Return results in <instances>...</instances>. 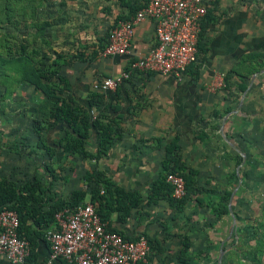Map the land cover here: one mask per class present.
Wrapping results in <instances>:
<instances>
[{
	"label": "crops",
	"instance_id": "crops-1",
	"mask_svg": "<svg viewBox=\"0 0 264 264\" xmlns=\"http://www.w3.org/2000/svg\"><path fill=\"white\" fill-rule=\"evenodd\" d=\"M144 1L105 0L104 15L99 11L101 0H58L55 16L59 15L58 24L66 28L57 34L68 41L74 38V44L66 43L65 48L59 50L66 51L70 45L89 53H80L81 59L77 56L66 59L57 68V74L70 86L67 94L71 98L86 104L95 82L127 68V57L102 53L104 36L115 19L125 18L130 6ZM205 3L208 10L197 41L196 61L181 75L133 72L114 90L99 92L98 110L101 109L107 119L115 117L112 125L116 137L103 157L89 160V167L79 171L84 175L86 170H98L126 193L137 194L139 202L127 215L121 210L110 211L103 204L100 209L106 213L109 229L127 238L143 234L152 240L148 264H228L227 249L236 243L237 237L236 205L240 206L241 201L240 194L238 197L236 194L240 182L237 174L240 164L237 166L236 161L239 156L242 161V143L256 145L254 141L262 126L264 108L259 101H264L261 89L264 68L240 78L230 72L234 66L243 64L240 61L244 54L264 51V18L258 15V0H205ZM96 23L99 24L97 29ZM152 29L150 20L134 26L131 40L134 57L144 55L153 44ZM89 36L92 39H87ZM244 63L250 64L248 60ZM217 76L222 77L223 85L211 88ZM239 85H244L242 91ZM56 128L61 126L50 130ZM170 142L173 146L167 151L165 147ZM55 144V158L51 161L61 158L78 160L81 164L87 161L76 155L64 156L57 142ZM84 148L91 153L96 151L92 131ZM167 157L178 160L183 174L193 171L192 188L178 212L170 196L146 202L151 184L161 174L162 162ZM64 170L61 166L62 178L56 176L52 182L51 190L59 196L84 187L82 178L66 176L69 173ZM32 176L42 184L49 179L45 173L38 177L33 172L23 181L14 172L1 174L0 178L20 185ZM224 193H229L227 199H221ZM83 201H89L88 197ZM221 203L226 204L227 212L217 214ZM93 207L96 209L95 204ZM25 226L31 232L40 231L30 221ZM183 236L190 241V247L186 262L180 263L177 256ZM232 236L233 244L228 246ZM35 240L32 254L35 262H42L48 245L41 236ZM0 264L10 263L0 257ZM52 264L63 263L57 259Z\"/></svg>",
	"mask_w": 264,
	"mask_h": 264
},
{
	"label": "trees",
	"instance_id": "trees-1",
	"mask_svg": "<svg viewBox=\"0 0 264 264\" xmlns=\"http://www.w3.org/2000/svg\"><path fill=\"white\" fill-rule=\"evenodd\" d=\"M44 1L0 0V30L6 27L17 29L19 26H23L24 28H35L33 36L41 33L47 23L36 17V8ZM142 4L130 6L128 16L123 19L117 18L113 23L128 19ZM105 37L106 34L104 41ZM30 43L31 41L28 39L18 42L12 33L0 31V86L3 88L1 97L9 95L20 83L33 86L34 90L41 92L44 96L42 102L39 103L38 110L41 119H34L32 126V132L36 136V147L43 149L47 157L50 158L53 155V150L52 147L41 141V130L46 132L60 125L63 129V136L57 141V144L64 156L76 155L84 160H99L107 153L113 138L116 137V129L112 125V122L114 124L116 121L115 117H108L107 119L106 116L102 115V110H98L101 94L97 91L93 90L88 94L86 104L79 103L71 98L67 94L70 89L69 84L62 76L57 74L59 63L56 59H52L49 63L42 61L34 49H27ZM77 58L81 59V57ZM261 58H264V51L244 54L240 61L243 64L234 66L230 72L240 78L246 76L244 74L245 69L253 67L256 71L264 68V60L262 61ZM245 60H248L250 64L246 65ZM239 87L241 91L244 89V85H239ZM262 88L264 89V87ZM93 109L97 110L94 115L90 112ZM41 122H44V125ZM90 131L94 133L96 141V151L94 153L88 152L84 148V142ZM173 142H170L165 150L168 151L173 146ZM248 148L250 147L246 148V145L243 147L245 154H249ZM59 168L61 170V166ZM44 169L49 179H46L43 184L35 176L20 185L15 184L10 179L0 178V207L12 209L16 212L19 223L17 231L19 236L28 241L29 255L27 260L30 262H35L32 249L36 237L41 236L44 239V231L53 223V214L57 210L63 207H73L77 203L83 202L87 196L89 202L96 205L97 213L105 220L106 213L101 211V204L105 205L110 211L121 210L124 215H127L130 208L136 206L139 202L136 193H126L123 188L117 187L112 181L103 177L102 172L98 170L85 171L82 177L84 180L83 188L73 189L65 196L56 195L51 188L57 175L49 165H45ZM168 171L180 174L184 180V196L176 201L172 200L178 212L182 207L186 194L192 188L193 171L189 170L187 174H183L182 166L178 164L176 158L167 157L163 160L162 172L151 184L146 202H153L160 196H170L171 187L164 180V175ZM99 187H101L102 193H100ZM228 195L229 193H224L221 199H227ZM112 205L114 206L111 207ZM43 206H46V208L43 209ZM222 211L227 212L226 204H220L217 214ZM235 218L237 217L235 216ZM28 221L37 225L40 231L31 232L25 226ZM146 239L150 250L152 240L148 237ZM233 241L232 236L228 246L232 245ZM189 247L190 241L183 236L177 256L180 263L186 262ZM62 263L65 264L63 261Z\"/></svg>",
	"mask_w": 264,
	"mask_h": 264
},
{
	"label": "built area",
	"instance_id": "built-area-1",
	"mask_svg": "<svg viewBox=\"0 0 264 264\" xmlns=\"http://www.w3.org/2000/svg\"><path fill=\"white\" fill-rule=\"evenodd\" d=\"M207 10L205 0L144 1L128 19L116 21L106 32L102 53L127 57V68L95 82L92 89L114 90L133 72L181 75L196 61L197 41ZM143 20L152 22L153 44L144 55L134 57L131 51L133 29ZM222 85V77L217 76L211 88ZM164 180L171 187L173 201L184 196V180L180 174L168 171ZM18 225L16 212L0 207V257L10 264H52L57 259L65 264H148L146 237L140 234L127 238L109 229L107 221L89 201L63 207L53 214V223L43 235L48 253L42 262L27 260L29 244L19 236Z\"/></svg>",
	"mask_w": 264,
	"mask_h": 264
},
{
	"label": "rangeland",
	"instance_id": "rangeland-1",
	"mask_svg": "<svg viewBox=\"0 0 264 264\" xmlns=\"http://www.w3.org/2000/svg\"><path fill=\"white\" fill-rule=\"evenodd\" d=\"M101 2L99 11L105 15L107 4H104L105 0H101ZM58 3V0H45L36 8V17L40 21H45L47 25L41 33L35 36H33L35 28H24L23 26H19L17 29L6 27L0 31L12 33L18 42L23 39L31 41L27 49H34L37 56H40L45 63L56 59L60 65L66 59L70 60L76 56L82 58V54L88 55L86 49L77 50L70 45L66 51L59 50L60 47L65 48L66 43L72 42L74 44V38L71 37V41H68L62 37L59 38L57 34H61L66 28L64 24H58L59 18L57 17L59 15L55 16ZM257 6L258 15L264 18V0H258ZM95 27L97 29L99 24L96 23ZM90 36L87 39H92ZM253 71L254 69L251 67L245 69L244 74L249 76ZM262 87L261 89L264 91ZM2 93L3 88L0 86V175L14 172L16 177L23 181L32 172L38 177H42L45 173V165H49L50 168L54 169L57 178L63 176L59 168L62 166L65 169L63 172L69 173L66 176L72 175V178L75 177L76 180L81 179L83 172L79 173V171H83L85 166L86 168L89 167V160L82 164L78 160H66L65 158L54 162V160L51 161L53 155L48 158L43 149L36 147L34 141L36 136L31 133V129L33 120L41 119L38 110L39 103L44 99L43 94L34 90L33 86L26 85V83L17 85L7 96L1 97ZM236 97L238 100L239 97ZM259 102L263 103L264 108V101ZM262 114V126L257 133L256 141H254L256 145L246 144V148L250 147L248 148L249 154H245L244 162L237 169L240 182L236 186L238 187L236 194H238L237 197L240 194L241 201L240 206L236 205L238 212V218L235 219V223L238 225L237 237L236 243L227 249L228 264H264V111ZM41 123L44 125V122ZM62 135V128H56L55 131L50 130L49 132L41 130V141L52 147L51 149L54 151V145ZM240 161L241 157L239 156L236 161L237 166ZM59 183L63 184V181L60 180ZM82 183L84 184V181ZM63 190L64 188H62Z\"/></svg>",
	"mask_w": 264,
	"mask_h": 264
},
{
	"label": "water",
	"instance_id": "water-1",
	"mask_svg": "<svg viewBox=\"0 0 264 264\" xmlns=\"http://www.w3.org/2000/svg\"><path fill=\"white\" fill-rule=\"evenodd\" d=\"M243 95H244V92H243L242 95H241V99H242ZM241 99H240V101H239V105H240ZM239 105H238V108H239ZM244 160H245V154L243 153V154H242V161H241L240 165L244 162ZM230 213H231V212H230Z\"/></svg>",
	"mask_w": 264,
	"mask_h": 264
}]
</instances>
